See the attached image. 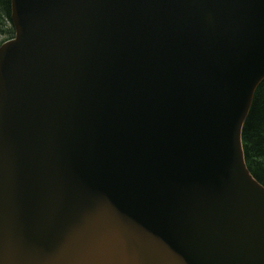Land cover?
I'll list each match as a JSON object with an SVG mask.
<instances>
[{"label":"water","instance_id":"obj_1","mask_svg":"<svg viewBox=\"0 0 264 264\" xmlns=\"http://www.w3.org/2000/svg\"><path fill=\"white\" fill-rule=\"evenodd\" d=\"M0 264H264L241 130L264 0H11Z\"/></svg>","mask_w":264,"mask_h":264},{"label":"trees","instance_id":"obj_2","mask_svg":"<svg viewBox=\"0 0 264 264\" xmlns=\"http://www.w3.org/2000/svg\"><path fill=\"white\" fill-rule=\"evenodd\" d=\"M10 12L11 0H0V36L5 39L13 35ZM241 138L246 166L264 186V78L255 89Z\"/></svg>","mask_w":264,"mask_h":264},{"label":"rangeland","instance_id":"obj_3","mask_svg":"<svg viewBox=\"0 0 264 264\" xmlns=\"http://www.w3.org/2000/svg\"><path fill=\"white\" fill-rule=\"evenodd\" d=\"M3 39V37L2 36H0V40H2Z\"/></svg>","mask_w":264,"mask_h":264}]
</instances>
